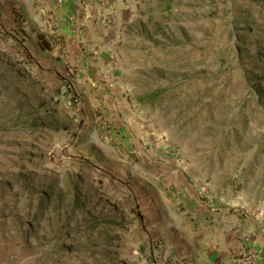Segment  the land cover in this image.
Returning a JSON list of instances; mask_svg holds the SVG:
<instances>
[{
	"label": "rangeland",
	"instance_id": "rangeland-1",
	"mask_svg": "<svg viewBox=\"0 0 264 264\" xmlns=\"http://www.w3.org/2000/svg\"><path fill=\"white\" fill-rule=\"evenodd\" d=\"M148 3L86 87L0 0V264H184L239 210L264 235V0Z\"/></svg>",
	"mask_w": 264,
	"mask_h": 264
},
{
	"label": "crops",
	"instance_id": "crops-1",
	"mask_svg": "<svg viewBox=\"0 0 264 264\" xmlns=\"http://www.w3.org/2000/svg\"><path fill=\"white\" fill-rule=\"evenodd\" d=\"M153 1V0H152ZM13 10L20 16L11 28V38L22 37L25 43L47 46L66 53L71 67L77 69L73 82L87 87V74L101 69L113 47L125 42L128 29L148 20V0H12ZM153 4V3H152ZM152 13V12H151ZM17 18V16H16ZM21 21V22H20ZM26 34V37L22 35ZM54 43V44H51ZM49 44V45H48ZM92 53H87L88 48ZM101 60V61H100ZM66 75V74H65ZM225 215V216H223ZM254 214L246 211L222 213L223 228L212 225L203 234L200 246L187 240L184 247L169 250V256L186 260L184 264H247L228 261L226 245L234 246L232 256L244 249L251 253L249 264H264V235L258 230ZM227 220H231L229 223ZM216 224H220V223ZM174 245L180 244L174 241ZM194 247V246H193ZM179 250V251H178ZM182 254V255H180Z\"/></svg>",
	"mask_w": 264,
	"mask_h": 264
},
{
	"label": "built area",
	"instance_id": "built-area-1",
	"mask_svg": "<svg viewBox=\"0 0 264 264\" xmlns=\"http://www.w3.org/2000/svg\"><path fill=\"white\" fill-rule=\"evenodd\" d=\"M262 232H264V227L261 228ZM242 261H244V263L249 264L251 261V257L246 253H242L241 255H239L238 259L235 260L236 263H241Z\"/></svg>",
	"mask_w": 264,
	"mask_h": 264
},
{
	"label": "trees",
	"instance_id": "trees-1",
	"mask_svg": "<svg viewBox=\"0 0 264 264\" xmlns=\"http://www.w3.org/2000/svg\"><path fill=\"white\" fill-rule=\"evenodd\" d=\"M150 98H152V96H147V97H146V100H149Z\"/></svg>",
	"mask_w": 264,
	"mask_h": 264
}]
</instances>
